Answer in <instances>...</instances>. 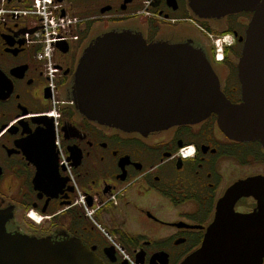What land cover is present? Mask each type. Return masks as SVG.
<instances>
[{"label": "flooded vegetation", "instance_id": "flooded-vegetation-1", "mask_svg": "<svg viewBox=\"0 0 264 264\" xmlns=\"http://www.w3.org/2000/svg\"><path fill=\"white\" fill-rule=\"evenodd\" d=\"M30 1L0 0V214L7 234L75 239L102 264H181L201 247L229 190L264 177V150L228 140L214 115L146 135L99 126L73 104L74 75L97 38L126 32L203 53L221 92L238 104L237 63L251 15L200 18L190 0H57L76 21L69 29L76 40L62 44L64 52L55 46L50 77L35 38L38 21L20 14ZM225 37L217 64L213 39ZM256 208L253 198H241L233 212Z\"/></svg>", "mask_w": 264, "mask_h": 264}, {"label": "water", "instance_id": "water-1", "mask_svg": "<svg viewBox=\"0 0 264 264\" xmlns=\"http://www.w3.org/2000/svg\"><path fill=\"white\" fill-rule=\"evenodd\" d=\"M59 2H61L59 0ZM200 18L250 14L237 63L241 102L233 104L203 53L189 45L147 44L130 33H108L84 52L74 75L72 101L88 121L142 135L196 125L216 117L236 143L264 150V0H190ZM66 45H58L61 52ZM253 198L250 214L233 212ZM0 214V264H102L75 239L62 242L7 234ZM264 177L239 182L217 206L201 247L181 264H262Z\"/></svg>", "mask_w": 264, "mask_h": 264}, {"label": "built area", "instance_id": "built-area-1", "mask_svg": "<svg viewBox=\"0 0 264 264\" xmlns=\"http://www.w3.org/2000/svg\"><path fill=\"white\" fill-rule=\"evenodd\" d=\"M20 14L38 21L39 29L35 38L42 47L41 57L48 62L47 74L52 77L53 69L50 64L52 53L56 45L76 40L69 34V29L74 27L76 21L71 20L68 15L62 16V7L57 4V0H31L29 7ZM226 40H223V44H226ZM215 48V59L220 62L222 60V42L216 41ZM188 156L183 155L182 158L186 159Z\"/></svg>", "mask_w": 264, "mask_h": 264}, {"label": "rangeland", "instance_id": "rangeland-1", "mask_svg": "<svg viewBox=\"0 0 264 264\" xmlns=\"http://www.w3.org/2000/svg\"><path fill=\"white\" fill-rule=\"evenodd\" d=\"M213 40H214V41H213V51H214V50H215V48H214V42H215L216 39H213ZM217 69H218V68H217Z\"/></svg>", "mask_w": 264, "mask_h": 264}, {"label": "bare ground", "instance_id": "bare-ground-1", "mask_svg": "<svg viewBox=\"0 0 264 264\" xmlns=\"http://www.w3.org/2000/svg\"><path fill=\"white\" fill-rule=\"evenodd\" d=\"M33 219L35 220V217L33 216Z\"/></svg>", "mask_w": 264, "mask_h": 264}]
</instances>
